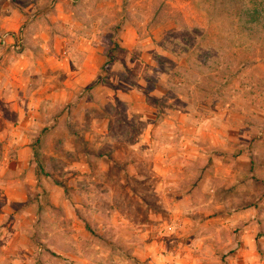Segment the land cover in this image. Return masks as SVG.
Masks as SVG:
<instances>
[{"label":"rangeland","instance_id":"rangeland-1","mask_svg":"<svg viewBox=\"0 0 264 264\" xmlns=\"http://www.w3.org/2000/svg\"><path fill=\"white\" fill-rule=\"evenodd\" d=\"M0 264H264V0H0Z\"/></svg>","mask_w":264,"mask_h":264},{"label":"crops","instance_id":"crops-1","mask_svg":"<svg viewBox=\"0 0 264 264\" xmlns=\"http://www.w3.org/2000/svg\"><path fill=\"white\" fill-rule=\"evenodd\" d=\"M186 113L188 114V116H190L191 114L190 112H184V116ZM17 116L18 117L20 116L19 118L24 117L23 111L20 110V113H17ZM195 120H196V123H194L195 125L192 127L194 128L193 129L194 131H191V132L188 128L185 129L184 126L180 124H175L173 121L171 122L172 124L170 125V127H167V128L160 127L161 125L156 126V124L155 125L151 124L149 128L150 132H149L148 138L146 139V143L144 145L146 148V151H150L149 167L153 168L154 166L161 164L163 167L164 173H168L170 168H174V171L176 172L177 177H179V175L184 176L186 172H188L187 170L188 167H190L189 158L191 154V153H186L184 148L187 147L188 150L191 149L190 151L198 152L200 155L203 154L204 156L205 155L204 151H208L211 149V143L214 144L213 146H216L217 134L215 133V131L217 132V129L215 127H210L209 129H206V127H204L202 122L197 121V118ZM15 128L17 130H19V128H22V122L21 123L18 122ZM192 134H193V137H191ZM194 134H198V135L195 137ZM205 134H208L209 136L207 148L204 145H201L200 143V141L205 142V139H204ZM166 138H168V141H166ZM192 138L194 140L193 142L191 141ZM211 138L213 140L212 142H211ZM195 140H197L198 143H196ZM213 150L214 148L212 149V151ZM197 159L198 157L196 155V157H193V159L191 160L195 162ZM194 164L195 163H193L191 166H193ZM211 168H212L211 164H208L207 167H204L201 173L204 175L201 176L200 180H198L199 182H198V185L196 186H201V183H203L204 180H207V185L216 184L215 182L218 176L212 174ZM221 169H223V166L221 167ZM177 181H179V179H177ZM184 182L181 184V188H183V186L185 185ZM17 186L22 188V191L25 197L26 190L24 186L23 185L22 186L17 185ZM7 187H11V185H8ZM209 188H210L209 192L216 191L215 189L216 187L209 186ZM194 189H196V187L192 185L188 190H185L184 192L192 193L194 192ZM168 228L171 229V227H168Z\"/></svg>","mask_w":264,"mask_h":264},{"label":"trees","instance_id":"trees-1","mask_svg":"<svg viewBox=\"0 0 264 264\" xmlns=\"http://www.w3.org/2000/svg\"><path fill=\"white\" fill-rule=\"evenodd\" d=\"M38 166H39L40 170H42V171L44 170V165L40 160H38Z\"/></svg>","mask_w":264,"mask_h":264}]
</instances>
